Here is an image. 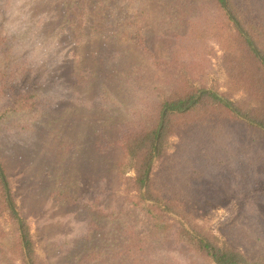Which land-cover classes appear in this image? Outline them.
Masks as SVG:
<instances>
[{
  "label": "rangeland",
  "instance_id": "1",
  "mask_svg": "<svg viewBox=\"0 0 264 264\" xmlns=\"http://www.w3.org/2000/svg\"><path fill=\"white\" fill-rule=\"evenodd\" d=\"M247 9L257 13L244 22L263 32L264 46V16L256 4ZM231 27L211 0H0V161L40 264H214L173 236V220L193 234L187 220L166 210L171 227H155L163 213H145L125 192L123 177L134 173L117 167V141L132 126H153L157 111L145 101L151 92L159 101L183 75L193 88L253 104L248 86L228 74L250 66L225 56L237 41ZM201 116L186 121L201 125ZM230 117L223 110L218 119L243 141ZM257 138L251 155L260 163L249 182L200 180L197 223L244 251L252 248L244 232L264 237V136ZM0 227V264H22L6 215Z\"/></svg>",
  "mask_w": 264,
  "mask_h": 264
},
{
  "label": "trees",
  "instance_id": "2",
  "mask_svg": "<svg viewBox=\"0 0 264 264\" xmlns=\"http://www.w3.org/2000/svg\"><path fill=\"white\" fill-rule=\"evenodd\" d=\"M211 3L232 25L231 30L237 36V41H233L234 48L226 50V58H230V64L240 58L250 64L242 72H237L230 66L228 74L235 83L243 82L244 86H248L246 92L254 97L253 104L246 108L244 104L227 101L224 95L219 96L210 90L193 88L188 81L189 78L183 75V79H177L176 85L170 91H166L159 101L151 102L160 94L150 93V98L145 104L149 110L152 108L151 111H157L156 123L151 127H141L142 129L132 126L121 136L117 146L121 148L123 154L117 167L132 169L134 175L131 177L122 175L121 185L128 195L133 194L132 196L138 198L137 207L152 216H157L156 212L163 213L158 218L153 217L158 220L155 227L161 225L166 229L171 227L170 222L173 219L166 210L183 217L191 225L193 234L187 232L178 221L173 220L175 225L173 236L178 242L194 249L208 262L264 264V237L256 235V238L254 236L249 238L247 232H244L243 237L251 239L252 245V248L248 246L244 251L228 243V239L226 241L219 239L213 232L205 230V227L197 223L200 210L198 209L200 180L226 174L239 182H249L254 177L255 167L260 163L251 152L257 150L259 140L257 137L264 136L263 38L260 41L263 32L258 33L257 26L248 27L244 22H252L251 16L255 18L257 12L251 14L250 9H247L253 4L257 5L258 11L260 10L264 16V0H211ZM245 27L251 29L254 36L244 30ZM192 33L193 31L186 37L187 43H190ZM27 108L13 106L11 110L20 112ZM223 110L232 115L230 117L232 121L240 124L242 129L239 127L238 130L244 137L243 141H239L237 131L229 127L228 121L218 119L219 113ZM197 112L202 115L201 118H205V123L194 125L195 123L186 121ZM161 118L163 122L159 127ZM177 121L179 125L176 124ZM27 132H32L31 128ZM173 136L177 139L176 144L174 149L168 152L170 143L167 141ZM153 161L155 163L152 165ZM149 166L151 171L155 166L157 169L152 176V172L147 175ZM142 187H145L143 193ZM146 200L153 204L147 203ZM162 205L164 209L161 208ZM0 215H6L13 225L11 251L18 253L22 264H40L27 222L18 214L11 185L1 161ZM256 239L260 240V243ZM253 243L256 244V248Z\"/></svg>",
  "mask_w": 264,
  "mask_h": 264
}]
</instances>
